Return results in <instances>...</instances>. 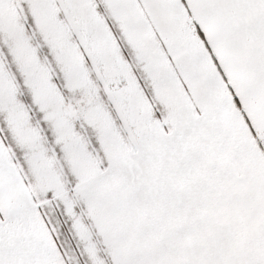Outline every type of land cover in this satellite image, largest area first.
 <instances>
[{"label": "snow or ice", "instance_id": "6c2138e0", "mask_svg": "<svg viewBox=\"0 0 264 264\" xmlns=\"http://www.w3.org/2000/svg\"><path fill=\"white\" fill-rule=\"evenodd\" d=\"M57 2L94 36L83 46L100 87L79 49L66 83L80 106L44 85L57 156L0 76V264H264V0L35 6L58 16ZM14 4L0 0V29Z\"/></svg>", "mask_w": 264, "mask_h": 264}, {"label": "rangeland", "instance_id": "374dc122", "mask_svg": "<svg viewBox=\"0 0 264 264\" xmlns=\"http://www.w3.org/2000/svg\"><path fill=\"white\" fill-rule=\"evenodd\" d=\"M59 9L58 16L45 17L35 6V0H15L14 5H8L11 12L12 26L10 29H0V76H3L11 88V106L20 109L25 127L36 131L43 141L45 150H55L59 156L60 149L52 142L55 130L50 123L53 112L44 114L45 109L52 108L50 97L44 91V85L49 81L62 96V103L71 107H79L83 95L79 91L69 89L66 75L70 72L69 50L79 49L81 64L86 66L91 80L97 83L94 66L88 62V54L84 48V41L94 39L88 29L78 25L73 13L65 15L64 6L55 4ZM107 17V13H103ZM123 51H130L127 42L121 37L119 26L108 21ZM53 26L61 31L58 33ZM88 32V35L85 33ZM18 38H22L23 45ZM102 98V93H101ZM8 106L0 109V139H6L5 121L9 118ZM77 133L90 139L94 131L81 120L74 121ZM17 144L13 148H23V141L19 140L17 126L11 127ZM11 142V140H9Z\"/></svg>", "mask_w": 264, "mask_h": 264}]
</instances>
